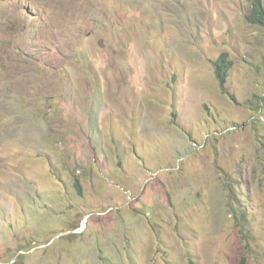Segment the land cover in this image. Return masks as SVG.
I'll list each match as a JSON object with an SVG mask.
<instances>
[{
  "label": "rangeland",
  "instance_id": "obj_1",
  "mask_svg": "<svg viewBox=\"0 0 264 264\" xmlns=\"http://www.w3.org/2000/svg\"><path fill=\"white\" fill-rule=\"evenodd\" d=\"M250 7L0 0V264H264Z\"/></svg>",
  "mask_w": 264,
  "mask_h": 264
},
{
  "label": "trees",
  "instance_id": "obj_2",
  "mask_svg": "<svg viewBox=\"0 0 264 264\" xmlns=\"http://www.w3.org/2000/svg\"><path fill=\"white\" fill-rule=\"evenodd\" d=\"M246 20L250 23L264 25V1L251 0V7L249 13L246 15ZM214 65L220 89L223 93H227L225 84L227 82L230 64L226 59L225 54H221ZM75 186L78 193H80V185L75 182ZM229 208L235 227L239 228L240 234H243V224L246 219L245 212L232 204L229 205Z\"/></svg>",
  "mask_w": 264,
  "mask_h": 264
},
{
  "label": "crops",
  "instance_id": "obj_3",
  "mask_svg": "<svg viewBox=\"0 0 264 264\" xmlns=\"http://www.w3.org/2000/svg\"><path fill=\"white\" fill-rule=\"evenodd\" d=\"M12 119L15 120V121H19V120L22 119V114H13L12 115ZM4 120L6 121V113L4 115ZM72 162H73V160H72ZM78 170H79L78 173H81V170H80L79 167H78Z\"/></svg>",
  "mask_w": 264,
  "mask_h": 264
}]
</instances>
